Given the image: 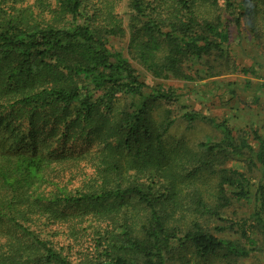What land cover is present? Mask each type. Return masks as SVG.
Returning a JSON list of instances; mask_svg holds the SVG:
<instances>
[{
	"label": "trees",
	"instance_id": "16d2710c",
	"mask_svg": "<svg viewBox=\"0 0 264 264\" xmlns=\"http://www.w3.org/2000/svg\"><path fill=\"white\" fill-rule=\"evenodd\" d=\"M243 26L264 47V0H0V264H232L259 249L264 136L173 115L176 88L145 80L235 72ZM178 119L220 136L192 150L170 137ZM232 197L259 202L250 223L216 227L237 239L208 225Z\"/></svg>",
	"mask_w": 264,
	"mask_h": 264
},
{
	"label": "rangeland",
	"instance_id": "374dc122",
	"mask_svg": "<svg viewBox=\"0 0 264 264\" xmlns=\"http://www.w3.org/2000/svg\"><path fill=\"white\" fill-rule=\"evenodd\" d=\"M242 29L241 32H238L235 28H231L228 43L230 59L237 67L235 72L221 70L220 73L212 75V77L205 76L202 75L205 71H203V66L197 62L193 70L199 72L202 75L201 78L195 80L154 79L148 75L145 80L149 84L161 83L176 88L179 93V102L166 105L172 110L171 114L178 115L186 110H195L217 120L224 119L234 132L245 134L247 140L256 146L257 143L253 139L251 131L256 129L264 136V89L262 88V83H264V47L256 44L250 33L245 31L244 26ZM241 67L251 69L244 73L240 70ZM169 132L171 138L183 139L184 144L192 150L196 149L198 141L206 138L215 140L220 136L219 132L207 123L201 121L187 123L183 119H178ZM225 166L245 170L243 163L237 159L228 160ZM205 177L206 180L202 179L204 183L202 184L200 181L198 185L202 190L203 199L211 203L215 174L206 173ZM257 185L258 180L252 179L251 197L254 195ZM184 191L187 193V188ZM231 201V204L223 210L226 220L220 222L213 219L208 222V225L210 230L219 236L237 239V237L239 238V232H236L237 225L233 224V228L227 226V229L223 231H219L216 227L222 224L231 225L230 222H237L240 218H249L248 223H250L252 213L258 208L259 202L253 198L246 201L236 200L233 197ZM188 212H191V209ZM252 229L254 231V228ZM250 233L253 235L252 232ZM256 235L259 249L252 251L249 256L237 258L232 264H264V235L262 236L258 232ZM221 262L217 264H221Z\"/></svg>",
	"mask_w": 264,
	"mask_h": 264
}]
</instances>
